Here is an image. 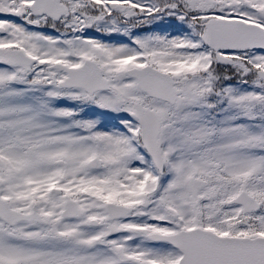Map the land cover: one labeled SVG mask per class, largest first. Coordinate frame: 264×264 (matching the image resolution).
<instances>
[{"label":"snow or ice","instance_id":"snow-or-ice-1","mask_svg":"<svg viewBox=\"0 0 264 264\" xmlns=\"http://www.w3.org/2000/svg\"><path fill=\"white\" fill-rule=\"evenodd\" d=\"M0 264H264V0H0Z\"/></svg>","mask_w":264,"mask_h":264}]
</instances>
